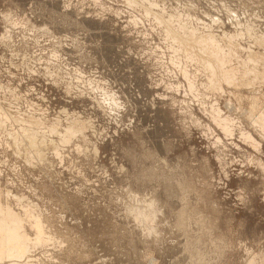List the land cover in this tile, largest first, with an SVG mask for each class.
Listing matches in <instances>:
<instances>
[{"label": "rangeland", "instance_id": "rangeland-1", "mask_svg": "<svg viewBox=\"0 0 264 264\" xmlns=\"http://www.w3.org/2000/svg\"><path fill=\"white\" fill-rule=\"evenodd\" d=\"M263 116L264 0H0V264H264Z\"/></svg>", "mask_w": 264, "mask_h": 264}, {"label": "bare ground", "instance_id": "bare-ground-1", "mask_svg": "<svg viewBox=\"0 0 264 264\" xmlns=\"http://www.w3.org/2000/svg\"><path fill=\"white\" fill-rule=\"evenodd\" d=\"M161 21V20H160ZM171 34V33H170ZM170 37V36H169ZM172 37V36H171ZM186 38V37H185ZM185 45V44H184ZM194 47V46H193ZM207 47H208V45H207ZM186 48V47H185ZM187 49V48H186ZM196 49V48H195ZM187 51V50H186ZM193 51V50H192ZM202 51V50H201ZM200 51V52H201ZM188 54V53H187ZM195 54V53H194ZM209 54V53H208ZM220 54V53H219ZM186 55V54H185ZM217 55L218 54H216L215 52H211V56H212V58L214 59V62L218 65V63H220L221 61H223V60H221L219 57L217 58ZM207 61V60H206ZM208 61H210L211 62V60L209 59ZM217 70H219V69H217ZM213 72H216V70L214 71L213 70ZM217 73H218V71H217ZM263 115V113L262 114H260V116H262ZM264 118V116L262 117V119ZM261 120V117L259 118V121ZM261 123H263V120H262V122ZM263 126H264V123L262 124ZM30 140V139H29ZM35 142V141H34ZM0 222H2V221H0ZM1 224V223H0ZM4 224H6V223H2L1 225H4ZM13 225V224H12ZM5 227H9V229L11 228V225L9 226V224H8V226L6 225V226H1V228H2V231H4L3 230V228H5ZM14 227V226H13ZM15 228V227H14ZM7 229V231H8V228H5V230ZM1 230V229H0ZM10 231H11V229L7 232L8 233V238H9V241H10V245H11V242H12V247L15 245V250H16V248H18V247H20L21 245V243H24V241H23V239H22V242H21V240H20V244L18 245V242L16 241V243H14V234H12V232L10 233ZM13 239V240H12ZM17 239V238H16ZM13 243H14V245H13ZM16 246H18V247H16ZM22 248L24 247V245L22 244V246H21ZM2 249L4 248V247H1ZM2 249L0 250V256L3 254V251H2ZM19 250H20V254L19 253H17L18 255H20L21 256V253H22V251H21V248H18ZM5 250V249H4ZM19 250L17 251L16 250V252H19ZM23 251L24 250H26L25 248L24 249H22ZM24 253H25V251H24ZM23 253V254H24ZM22 254V255H23Z\"/></svg>", "mask_w": 264, "mask_h": 264}]
</instances>
